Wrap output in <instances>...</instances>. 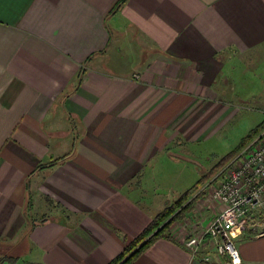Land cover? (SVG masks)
Here are the masks:
<instances>
[{
	"label": "crops",
	"instance_id": "1",
	"mask_svg": "<svg viewBox=\"0 0 264 264\" xmlns=\"http://www.w3.org/2000/svg\"><path fill=\"white\" fill-rule=\"evenodd\" d=\"M262 46L264 0H0V240L27 217L23 263L109 264L166 206L162 162L231 112L228 61ZM258 229L241 264H264ZM169 233L134 264H217Z\"/></svg>",
	"mask_w": 264,
	"mask_h": 264
},
{
	"label": "rangeland",
	"instance_id": "2",
	"mask_svg": "<svg viewBox=\"0 0 264 264\" xmlns=\"http://www.w3.org/2000/svg\"><path fill=\"white\" fill-rule=\"evenodd\" d=\"M130 59L127 61L131 62ZM226 69L228 75H224L226 78L220 83L224 92L217 99L231 106L232 110L225 121L214 130L211 137L189 146L187 149L190 152L183 154L186 159L177 163L162 162V205L164 202L167 206L172 205L192 187L203 183L202 178L207 175L205 184L197 188L198 193L188 195L190 207L183 210L182 217H178L169 227L171 230L178 226L184 241L198 229L197 211H201L203 206L199 201L203 199L207 189L204 193L200 190L221 171L217 172L221 160L228 155L241 153L264 131V46L231 59ZM143 199L145 203L155 204L159 201L157 195L152 192L149 194V191ZM29 222L26 217L22 226L13 228L5 239L0 240V264H25L21 257L28 247ZM186 222L190 225L186 226ZM258 231L261 232L260 228ZM234 247L236 248V242ZM22 260L28 264L33 258ZM224 261L225 259L220 260L221 263Z\"/></svg>",
	"mask_w": 264,
	"mask_h": 264
},
{
	"label": "built area",
	"instance_id": "3",
	"mask_svg": "<svg viewBox=\"0 0 264 264\" xmlns=\"http://www.w3.org/2000/svg\"><path fill=\"white\" fill-rule=\"evenodd\" d=\"M199 202L218 205V213L205 227L184 241L196 255L201 248L213 250L217 264H241L234 240L248 228L264 235V131L241 153L234 155L205 186ZM207 254L203 260L210 262ZM221 259H225L223 263Z\"/></svg>",
	"mask_w": 264,
	"mask_h": 264
},
{
	"label": "trees",
	"instance_id": "4",
	"mask_svg": "<svg viewBox=\"0 0 264 264\" xmlns=\"http://www.w3.org/2000/svg\"><path fill=\"white\" fill-rule=\"evenodd\" d=\"M232 157V155H228L221 160L217 172L221 170ZM206 177L207 175L202 178L203 183L192 187L190 191H187L185 195H182L172 205H166L164 209L152 219L150 225L137 238L128 244L123 252L114 258L109 264H134L138 255H140L154 241L160 238H169V227L178 217H182V211L189 208L191 205L190 201H188V195H191L192 192H196L199 186L205 184Z\"/></svg>",
	"mask_w": 264,
	"mask_h": 264
}]
</instances>
